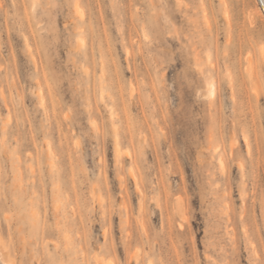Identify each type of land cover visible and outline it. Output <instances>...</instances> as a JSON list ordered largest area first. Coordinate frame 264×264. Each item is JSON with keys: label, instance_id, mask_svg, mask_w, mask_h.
Segmentation results:
<instances>
[{"label": "rangeland", "instance_id": "rangeland-1", "mask_svg": "<svg viewBox=\"0 0 264 264\" xmlns=\"http://www.w3.org/2000/svg\"><path fill=\"white\" fill-rule=\"evenodd\" d=\"M261 4L0 0L13 264H264Z\"/></svg>", "mask_w": 264, "mask_h": 264}, {"label": "bare ground", "instance_id": "bare-ground-1", "mask_svg": "<svg viewBox=\"0 0 264 264\" xmlns=\"http://www.w3.org/2000/svg\"><path fill=\"white\" fill-rule=\"evenodd\" d=\"M262 2V9L264 10V0H261ZM210 92L213 93V86L210 89ZM0 264H13L9 258L6 256V254L4 253V251H2L1 246H0Z\"/></svg>", "mask_w": 264, "mask_h": 264}]
</instances>
